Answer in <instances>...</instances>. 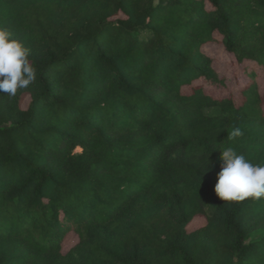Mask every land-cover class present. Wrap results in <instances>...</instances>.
<instances>
[{
  "label": "trees",
  "instance_id": "16d2710c",
  "mask_svg": "<svg viewBox=\"0 0 264 264\" xmlns=\"http://www.w3.org/2000/svg\"><path fill=\"white\" fill-rule=\"evenodd\" d=\"M0 28L37 70L0 93V264H264V198L214 192L224 148L264 164V0H0Z\"/></svg>",
  "mask_w": 264,
  "mask_h": 264
},
{
  "label": "clouds",
  "instance_id": "9594fccd",
  "mask_svg": "<svg viewBox=\"0 0 264 264\" xmlns=\"http://www.w3.org/2000/svg\"><path fill=\"white\" fill-rule=\"evenodd\" d=\"M29 52L7 30L0 28V93L15 97L19 90L36 80L37 70L29 61ZM243 134L240 127H234L228 139L235 141ZM220 159L221 168L214 185L217 197L227 202L264 198V164L252 163L233 147L224 148Z\"/></svg>",
  "mask_w": 264,
  "mask_h": 264
},
{
  "label": "rangeland",
  "instance_id": "374dc122",
  "mask_svg": "<svg viewBox=\"0 0 264 264\" xmlns=\"http://www.w3.org/2000/svg\"><path fill=\"white\" fill-rule=\"evenodd\" d=\"M202 50L205 54L210 56L214 61V66L216 69L220 71H224L228 76L232 77L238 76L242 77V74L238 71V67L236 63L234 62V59L226 54L222 48V46L218 43H206L202 46ZM81 149L76 148V151L79 152ZM204 221L200 218H194L188 225H187V231L192 232L195 231L199 226L203 225ZM76 238L69 237L65 241V249H68L71 247L75 242Z\"/></svg>",
  "mask_w": 264,
  "mask_h": 264
}]
</instances>
